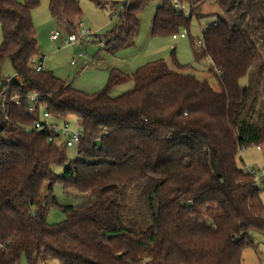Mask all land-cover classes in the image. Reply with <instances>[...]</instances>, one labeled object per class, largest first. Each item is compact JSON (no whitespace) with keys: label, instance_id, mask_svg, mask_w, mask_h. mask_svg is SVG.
I'll return each instance as SVG.
<instances>
[{"label":"trees","instance_id":"1","mask_svg":"<svg viewBox=\"0 0 264 264\" xmlns=\"http://www.w3.org/2000/svg\"><path fill=\"white\" fill-rule=\"evenodd\" d=\"M87 1L111 13L124 7L102 43L111 55L133 46L150 4L159 3L151 35L170 37L188 31L211 1L216 23L203 30L198 49L189 40L218 90L157 61L131 77L111 70L102 91L80 92L34 71L42 55L32 23L38 3L0 0V91L8 61L9 97L20 98L0 111V264H242V252L254 247L250 232H264L260 190L236 164L241 151L264 144V0ZM47 2L52 20L72 33L79 0ZM129 81V92L109 97ZM30 94L38 97L34 111ZM43 112L54 123L77 121L73 162L67 147L48 141L49 131L26 132ZM57 182L84 201L58 205ZM51 207L64 222L47 223Z\"/></svg>","mask_w":264,"mask_h":264},{"label":"rangeland","instance_id":"2","mask_svg":"<svg viewBox=\"0 0 264 264\" xmlns=\"http://www.w3.org/2000/svg\"><path fill=\"white\" fill-rule=\"evenodd\" d=\"M35 1L38 6L32 11V23L37 36L38 49L44 55L43 70L80 92L95 94L102 91L108 82L111 70L131 77L140 68L157 61L165 63L171 72L194 76L199 81L207 82L213 90H218L217 78L208 72L210 64L205 60H195L189 40L191 38L194 43L193 49H198L203 30L207 26L214 25L213 23L220 15L219 10L211 1L202 8L201 18L191 20L188 31L181 29L178 34L170 37H153L151 35V24L159 3L150 4L138 18L139 31L133 46L112 55L102 51V43L104 37L112 31L117 23V19L114 18L115 11L111 13L109 7L98 9L87 0H79L82 13L80 24L89 33L90 40L89 43L66 46L64 41L67 39V31L52 20L47 0ZM16 2L22 4L24 0H16ZM187 14L185 12V15ZM77 30L79 31L78 24L71 32L77 34ZM53 31H58L61 34V37L55 42L50 40V33ZM79 54H85L86 60H80L72 67L71 61L77 60ZM174 62L190 69L179 72L175 69ZM84 64H87L88 67L81 71L80 68ZM2 76L4 78L13 77V71L8 61L3 65ZM239 85L244 87L246 79H241ZM132 88L133 83L129 81L114 88L109 93V97H120ZM40 121H42V116ZM69 126L74 130L79 128L77 121L73 119L69 120ZM76 156L75 148L66 150L68 162H73ZM236 164L243 173H246L247 170L256 172L264 170V144L241 151ZM62 172L61 167L53 169L56 177H60ZM259 190L264 206V181ZM52 195L60 206L75 207L84 201L75 190H64L59 182L52 187ZM65 218V214L60 209L51 207L46 221L49 225H56L64 222ZM249 238L254 247L247 248L242 252V264H264V232H250ZM20 264H26L25 260L22 259Z\"/></svg>","mask_w":264,"mask_h":264},{"label":"built area","instance_id":"3","mask_svg":"<svg viewBox=\"0 0 264 264\" xmlns=\"http://www.w3.org/2000/svg\"><path fill=\"white\" fill-rule=\"evenodd\" d=\"M125 0H120L121 3H124ZM175 7L185 14L187 10L185 7H182L178 4L175 5ZM124 7L119 6L115 10V16L114 18H117V14L123 11ZM77 34L70 33L67 35V39L64 41V44L66 46L68 45H76V44H83V43H89V33L85 31L81 24L78 25ZM61 37V34L58 31H53L50 33V40L52 42L57 41ZM87 56L85 54H79L77 60H72L70 65L73 67L78 63L80 60H86ZM43 61H44V55H41L40 62L37 63L34 66L35 72H44L43 70ZM88 66L87 64H84L80 68V70L86 69ZM218 76L219 73H216ZM13 81L12 78L8 79L6 81L5 87L0 91V111L6 109L9 106L18 107L20 105V98L17 96H11L9 97V91L10 87L12 86ZM27 104L30 108V111H34L35 106L38 102V97L36 94H30L26 96ZM49 131L50 137L48 138V141L50 143H58L62 144L67 148H77L81 138H82V131L80 128L78 129H71L69 126V123H54L52 122L50 116L47 113H42V121H37L31 127V129H26V132H43V131ZM246 175H248L252 181L254 182L256 187H260L263 184L264 181V170L261 171H254V170H247Z\"/></svg>","mask_w":264,"mask_h":264},{"label":"crops","instance_id":"4","mask_svg":"<svg viewBox=\"0 0 264 264\" xmlns=\"http://www.w3.org/2000/svg\"><path fill=\"white\" fill-rule=\"evenodd\" d=\"M216 23V22H215ZM215 23H213V24H215ZM211 24V23H210Z\"/></svg>","mask_w":264,"mask_h":264}]
</instances>
